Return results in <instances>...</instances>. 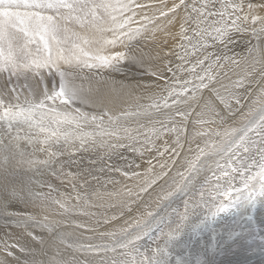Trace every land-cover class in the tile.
<instances>
[{"label":"snow or ice","instance_id":"6c2138e0","mask_svg":"<svg viewBox=\"0 0 264 264\" xmlns=\"http://www.w3.org/2000/svg\"><path fill=\"white\" fill-rule=\"evenodd\" d=\"M258 196L264 0H0V264H155L177 198L179 228Z\"/></svg>","mask_w":264,"mask_h":264},{"label":"bare ground","instance_id":"6f19581e","mask_svg":"<svg viewBox=\"0 0 264 264\" xmlns=\"http://www.w3.org/2000/svg\"><path fill=\"white\" fill-rule=\"evenodd\" d=\"M143 2H148V0H143ZM251 2L257 3L258 0H251ZM172 30L175 31L176 29ZM171 43L172 41L169 40V44ZM147 50L145 48V51ZM114 75L116 79L127 80L128 82L149 81L151 79L146 76L141 77L136 69L127 71L125 75ZM123 155L127 157L128 161L134 160L136 163H141L140 157L134 153L123 150ZM78 158L81 160V168H99L102 166L99 161L96 165L88 163L89 159L97 158L95 154L81 153ZM148 158L149 156L146 154L144 159L147 160ZM107 163L123 167L126 161L121 160L118 155H114L110 161L105 159L104 164ZM146 167V163H141L140 169L131 170L143 171ZM70 170L75 172L77 168L72 166ZM94 174L99 175V173ZM103 175L105 177L111 175L119 180L120 185L116 187L134 183V181L128 180L116 172H105ZM54 182L59 184V182ZM90 182L95 183L94 181ZM158 183H162V181ZM234 183L242 188L238 180ZM153 187L155 191L149 190L152 193L151 198L147 195L144 196V201L149 205L148 208L137 209V206L133 205V211L131 213L126 212L125 217L114 222V226L122 224L124 219L131 222L140 213L155 209L154 201L160 193V189L156 186ZM108 188L111 190L113 186L109 185ZM63 190L68 191L70 189L64 188ZM221 199H223L221 195L216 196L217 204ZM225 203H227L226 200ZM171 207L176 215H169L163 234L157 233L155 237H148L140 241V247L155 257V264H264V196H258L252 201H242L217 216H212L207 208H194L183 221L182 227L179 228H177V224L179 223V214L183 211V198H177ZM107 211L108 215H112L117 212V209ZM2 231L3 229H0V232ZM35 234L40 235L41 233L39 230H35ZM44 235L47 234L44 233ZM64 255H71L70 251H66Z\"/></svg>","mask_w":264,"mask_h":264},{"label":"rangeland","instance_id":"374dc122","mask_svg":"<svg viewBox=\"0 0 264 264\" xmlns=\"http://www.w3.org/2000/svg\"><path fill=\"white\" fill-rule=\"evenodd\" d=\"M70 254H71V252H70Z\"/></svg>","mask_w":264,"mask_h":264}]
</instances>
